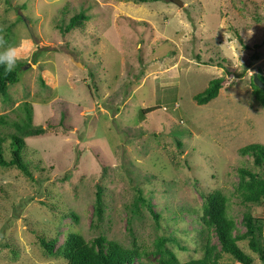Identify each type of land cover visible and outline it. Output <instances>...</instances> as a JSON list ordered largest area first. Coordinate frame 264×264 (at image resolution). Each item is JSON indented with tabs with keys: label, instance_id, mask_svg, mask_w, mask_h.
I'll list each match as a JSON object with an SVG mask.
<instances>
[{
	"label": "rangeland",
	"instance_id": "374dc122",
	"mask_svg": "<svg viewBox=\"0 0 264 264\" xmlns=\"http://www.w3.org/2000/svg\"><path fill=\"white\" fill-rule=\"evenodd\" d=\"M181 1L0 0V50L30 49L17 62L19 81L0 95V132H18L11 121L24 116L25 101L44 127L24 137L33 178L0 166V264H60L38 236L57 247L73 231L139 246L135 264H158L151 251L161 236L178 241L166 245L180 261L200 257L201 193L214 189L240 231L244 211L264 217V202L243 203L236 190L239 167L264 177V163L239 152L264 144V108L251 85L264 58V0ZM79 11L89 15L85 26L61 32ZM217 77L218 95L198 104ZM238 244L264 264L247 240ZM219 262L241 264L227 254Z\"/></svg>",
	"mask_w": 264,
	"mask_h": 264
},
{
	"label": "trees",
	"instance_id": "16d2710c",
	"mask_svg": "<svg viewBox=\"0 0 264 264\" xmlns=\"http://www.w3.org/2000/svg\"><path fill=\"white\" fill-rule=\"evenodd\" d=\"M135 3L152 2L158 0H130ZM67 12V11H66ZM65 12V13H66ZM64 14V13H63ZM89 15L85 11H79L71 15L68 22L59 29L64 34L73 28L84 27L85 21ZM253 55V58H256ZM19 68L11 72H5L0 67V95L7 93L10 84L19 81ZM258 77L264 82V75L258 71ZM90 76L93 74L90 73ZM221 77L213 78L208 86L195 95L198 104H205L218 95ZM252 94L256 101L264 108V89L259 88L251 76ZM24 116L18 121H11V124L17 129L16 133L5 135L0 132V166L16 167L28 178H33L32 169L37 165H29L22 156V151L26 147L24 137L38 135L44 132V127L33 124L32 108L28 101L22 104ZM5 115H0V123L7 121ZM10 139V157L4 154V143ZM241 155L252 157L256 166L264 163V144L249 143L239 149ZM32 164V163H30ZM32 167V165H31ZM239 180L236 190L243 203H262L264 202V177L258 175L254 170L246 167L237 169ZM202 197V215L200 217L197 234L201 238L200 248L202 255L197 258H190L186 261H180L175 252L170 249L166 243L168 241L177 242L173 237H159L154 242L151 253L157 258L158 264H233L231 262L220 263L219 260L224 254L230 256L234 261L241 264H252L253 257L246 253L238 244V241L247 240L249 249L257 253L258 258L264 262V217H256L249 210L242 213L243 230L237 228L235 220L228 215V198L220 190L214 189L207 193H201ZM146 202L150 213L155 219H159V214L153 209V206L142 196L138 197ZM104 212V203L102 199V190L98 187L95 194L93 215L97 221L102 220ZM72 216L76 217L73 213ZM216 237V242L213 238ZM40 246L49 255L60 256L63 260L60 264H135L144 251L137 245L129 247L121 245L118 241L109 239L105 235H98L92 240H86L78 232H68L63 242L56 247L57 239L48 240L46 237L38 236ZM185 250L186 247L180 246Z\"/></svg>",
	"mask_w": 264,
	"mask_h": 264
},
{
	"label": "clouds",
	"instance_id": "9594fccd",
	"mask_svg": "<svg viewBox=\"0 0 264 264\" xmlns=\"http://www.w3.org/2000/svg\"><path fill=\"white\" fill-rule=\"evenodd\" d=\"M30 49L24 45H10L3 50H0V67H3L5 72L11 73L17 67V62L26 58Z\"/></svg>",
	"mask_w": 264,
	"mask_h": 264
},
{
	"label": "water",
	"instance_id": "95a60500",
	"mask_svg": "<svg viewBox=\"0 0 264 264\" xmlns=\"http://www.w3.org/2000/svg\"><path fill=\"white\" fill-rule=\"evenodd\" d=\"M174 3H176L177 5H183V2L181 0H172ZM29 32L32 33V28L28 27ZM35 41V40H34ZM253 81L254 83L261 89H264V82L258 77L257 72L253 73Z\"/></svg>",
	"mask_w": 264,
	"mask_h": 264
},
{
	"label": "crops",
	"instance_id": "0c3cea01",
	"mask_svg": "<svg viewBox=\"0 0 264 264\" xmlns=\"http://www.w3.org/2000/svg\"><path fill=\"white\" fill-rule=\"evenodd\" d=\"M258 57V56H257ZM256 57V58H257ZM260 57V56H259ZM259 64V65H258ZM256 65H258L257 66V69H258V71H259V69H260V71L262 72V74L264 75V58H259V59H257V62H256Z\"/></svg>",
	"mask_w": 264,
	"mask_h": 264
}]
</instances>
